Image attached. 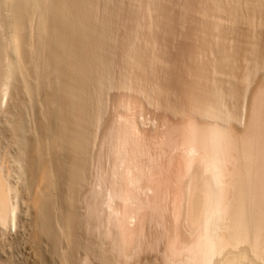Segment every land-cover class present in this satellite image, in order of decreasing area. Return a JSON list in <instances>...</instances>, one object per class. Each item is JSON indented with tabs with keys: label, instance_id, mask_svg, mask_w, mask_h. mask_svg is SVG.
Returning a JSON list of instances; mask_svg holds the SVG:
<instances>
[{
	"label": "bare ground",
	"instance_id": "6f19581e",
	"mask_svg": "<svg viewBox=\"0 0 264 264\" xmlns=\"http://www.w3.org/2000/svg\"><path fill=\"white\" fill-rule=\"evenodd\" d=\"M258 70L257 89L264 82V0H0V230L23 202L40 264L45 247L58 264H260L264 138L246 132L259 125L260 95L242 106ZM127 96L195 120L187 150L201 170L188 174L186 208L194 233L200 230L184 252L133 242V209L114 216L115 198L131 207L142 176L134 174L141 172L128 136L106 137L98 126L106 99L118 118L136 102ZM124 118L128 130L131 118ZM242 118L248 137L238 139L231 131ZM112 139L105 171L98 149ZM102 208L120 217L104 215L112 226L117 221L118 244L103 241L105 220L95 217ZM96 218L103 232H94ZM149 250L152 258L138 257Z\"/></svg>",
	"mask_w": 264,
	"mask_h": 264
},
{
	"label": "rangeland",
	"instance_id": "374dc122",
	"mask_svg": "<svg viewBox=\"0 0 264 264\" xmlns=\"http://www.w3.org/2000/svg\"><path fill=\"white\" fill-rule=\"evenodd\" d=\"M259 71H261V70H258V71H256L257 73L256 72L254 73L255 76L257 74V76H256L257 78L252 74L251 75L253 77L250 75V77L252 79L250 78L251 80L250 79L248 80L250 83H247L248 86L246 85L247 87L245 88V92H244L245 96H244V94L242 96L244 98V99L242 98L243 99L242 100L243 101L242 106L245 105L244 107L248 106V108H249L252 97L260 95L261 101L259 100L260 103L257 102L258 107L261 105L259 107L261 109H258L259 110L258 113L260 115V116H258L259 125L254 123L256 126L252 125V126H250V128L253 126H255V127H253L252 129H248L249 131L248 130L246 131L250 138L253 136L252 139L254 141H255L254 137L257 134L261 135L264 138V122H263L264 121V82L260 80L261 84L262 83L263 84H262V86L259 85V89L255 88V86H254L255 81L257 84V81H259V79H260L259 76H260V74H262V72H260L258 74ZM115 92H116L115 90L110 91L109 96L112 94L110 96V97H112L113 94L115 95ZM110 97H109V100L106 99V101H105L106 102L105 103V105H106L105 112L102 116L103 119L101 118V120H100L101 124L99 123V126H98V127L101 126L100 128H98V130H99L98 134L100 133V135L103 134L105 136L106 133L111 134V133H109L111 131L112 132L111 135H114L116 133L117 134L120 133V136L122 135L121 137H123V138H126L128 136L127 138H129L130 141H132V143H130V146L126 147V149L128 148L130 150V152L132 153V156H131L132 159L131 160H132V163L136 161V163H134L135 165L137 164L135 166V167H137L136 169L138 170V168H140L139 169L140 172L143 173V175H142L141 173L138 174L139 171H137V173L134 171L135 172L134 174H137L138 176H142V177H140V178H142V179H140L142 182L140 180H138V182L136 181L135 187L138 184L137 187L143 185V188L142 187H139V188L134 187V189H133L134 191L133 192L131 191L132 196L133 197L135 196L134 199L132 197V203L133 204L132 205L130 204L131 207L128 206V208H125V206H127L128 204H123V201H121L120 199L117 200L115 198V200H114L115 203L113 205L114 206L113 208L117 209L116 212H118V213H116L115 215L111 214V215L107 216V213L105 214V212H108V211L104 212V210H107V209L102 208L103 214L100 213V211H97L95 214H97L98 212L99 213L97 216L95 215V217H99V215H100V219L105 220L106 216L108 219L110 216V217H113L110 219H117L118 220L122 216V215H120V213L123 214L125 211L131 212V210L133 209L132 211H134V212H132V213L135 214V215L134 214L133 215L136 218L135 221L131 222L132 224L130 223V227L132 228V230L134 229V231H135V232L133 231L134 232V235L132 238L133 242H135V241L137 242V240H139L140 238L141 239L143 238L146 240L145 242H148V244H151L154 247L164 246L165 248H169L171 246L170 249H172V252L176 251V253L177 252L179 253L180 252L179 250H182V252H184L185 246L188 243L191 245V244H194V242H196L195 239L197 237V233H199V230H200V228H198V226H197L196 231H195L196 233H194L195 227H193V225L191 226V223L188 222L189 221V218H188L189 212L187 210L189 207L186 208V206H188V203H189L188 199H189V197H191V192L193 194V191H191L190 185L189 184L187 185L186 182L189 178V175H191L194 172V170L195 171L197 170L198 172H200L199 170H201L200 165H199L200 163L196 162L198 160V158L196 156L197 154L196 153L194 154V152L189 151V148L187 150V145H188L187 141L190 140V139H188V134H190L189 131L195 130V128H196L195 120L193 117H191V115H187L186 113H185L186 115L183 113V115L180 114L178 116V114H173L172 112H169V111L165 112L153 103H150V104H147V103L142 104L141 103L143 106H139L138 103L141 102V101L139 102V99H137V98L133 99L131 96L130 97L127 96V98L128 97L131 98L130 99L131 102L130 101H128V102L132 103V100L133 101L136 100V102H133L132 104H130L129 109L126 111L127 114L125 113L124 116L126 115L127 117L131 118L130 120H133L134 117H136V118H134V120H133L134 124L128 118L129 121H127V122L130 123V127L128 130H126L127 127L126 128L124 127V125L126 123L124 124L123 120H122V119L125 120L126 117L124 118V116H122L123 118L122 117L117 118V115L115 114L116 110H114L115 108L113 107V104H111ZM131 105H133L134 107ZM136 107H138V109ZM242 110H243V114H246V112H248V111H245L244 109H242ZM136 112H137V114H136ZM134 115H136V116H134ZM246 117H247V114H246ZM119 118H122V119L120 120ZM116 120H117V122H116ZM243 121H244V118H242V120L240 121L239 124L237 123V124H234L232 126V130L234 129V131H231L232 135L233 134H234V136L236 135L235 137L238 139L241 136L248 137L246 134H242V132L240 131V129L243 128L242 126H244ZM119 122H121V123H119ZM131 124H132V126H131ZM120 125L121 126L123 125V126L121 127ZM134 125L135 126L138 125L139 127L138 126L135 127ZM257 125H258V127H257ZM125 126H127V124ZM118 127H119V129H118ZM107 128H108V130H107ZM135 129H137V130H135ZM123 130L125 132H129V133L125 134V132H123ZM134 131H135V133H134ZM121 132H123L124 134H122ZM145 133H146V135H145ZM249 133L251 136L249 135ZM139 134H141V135H139ZM185 135H187V136H185ZM239 135H241V136H239ZM106 137H108V135ZM183 137H185V138H183ZM186 139H187V141H186ZM248 140H249V138H248ZM250 140H249V142H251ZM111 141H114V140L112 139V140L108 141L110 143L105 142L102 146L99 147V149L97 148L98 153L100 152L99 153L100 155L98 154L99 155L98 160L100 162L98 161L99 163H97V164L99 166L101 164L100 167H103V169L105 171L110 169L112 166L111 165L112 164V162H111L112 157L111 156L109 157V154H108L109 150L107 149V148L110 149V147L112 146ZM158 143H159V145H158ZM185 143H187V144H185ZM108 146H110V147H108ZM158 146H160V147H158ZM131 147H132V150L130 149ZM94 148H96V147H94ZM133 158H135L134 161H133ZM188 161H190V162H188ZM196 163H198V164H196ZM138 165H140L141 167L140 166L138 167ZM154 174H157V175H154ZM144 176H145V178H144ZM120 180H118V181H120ZM152 180H153V182H152ZM107 181H108V177L106 179V182ZM143 182H144V184H143ZM121 183L124 184L123 181ZM139 183H140V185H139ZM154 185H155V187H152ZM145 186H146V188H145ZM148 187L150 189H147ZM140 188H142L144 191ZM96 189H97L96 191H98L101 194H97L98 193L97 192L96 193L97 195L95 196V198L96 197L99 198L100 195L102 196L103 188L101 189V191H99L100 188H98V187ZM189 193H190V196H188ZM17 206L20 209L18 210V207H17L18 211L15 210L16 216L14 215V217H16V218H14V221H13L15 225L12 226L13 222H11L12 224L10 223L9 228L5 229V231H4V229L0 230V232L2 231L0 234V248L2 247L0 249V264H33V263L37 264L38 260L34 259L37 256L33 252H31L32 249H30L31 246L29 245L28 239H27L28 233H29V231H28L29 229H27V228H29L27 220H29V218H30L31 210L28 207L25 208L26 204H24L23 202L22 203L19 202ZM136 206H137V208H136ZM152 207H153V209H152ZM122 208H123V210H122ZM100 210H101V208H100ZM104 215H106V216H104ZM113 215L117 216V217L120 216V217L114 218ZM95 217L92 216V218H95ZM183 217L184 218L187 217L188 219L187 218L184 219ZM19 218H21V219L19 220ZM98 219L97 218L92 219V221L95 220L92 222V224L94 222L96 223V220L98 221ZM100 219H99L98 224L96 223V225H94L95 229H97V230L94 229L95 230L94 232L97 233L98 230L103 232L105 230L106 232H105V236L103 238V241L105 240L104 242L106 243V245L109 244V242H107V241H110L111 243H113V241L115 240L114 243H117L118 238L113 237V235L118 236V233H117L118 229L115 228V227H117L116 226L117 221L113 220L112 224L114 223L113 225H115V226H112L111 223L109 224L107 222L109 220H105V222H107L108 224H106L105 222H103V220H101L103 222L104 228H105L104 230H101V229H103V227H101V224H99ZM103 224H102V226H103ZM24 225H25V227H24ZM134 225H135V227H134ZM96 226L98 228L101 227V229L96 228ZM106 226H108V228ZM189 226L193 227V230ZM110 228L112 230H110ZM116 229H117V231H116ZM197 230H198V232H197ZM190 233L191 234L194 233V235L193 234L191 235ZM262 241H261L262 242L261 248L263 249L264 248V246H263L264 240H262ZM143 243H144V241H143ZM172 243H173V245H172ZM183 244H185V245H183ZM240 245L246 246L245 244H239L238 247H242ZM46 249L47 248L45 247L44 255H46L48 257L47 258L48 260L47 259L43 260V262H45V263H43L41 261V264H58V262L55 258L52 259L50 257L51 259H49V256H48L49 254L47 255L48 251L46 253ZM175 249H179V250L177 251ZM246 251H248V249ZM261 253H263V255L261 254V259H264V249H263V251H261ZM33 254L36 257L32 256ZM154 254H155L154 251H151V250H149L147 252H144V251L141 252L140 251V253H139L140 256H138V257L139 258L144 257V258L150 259L153 257ZM247 256H248L247 258H249V257L252 258L251 257L252 253L249 252L247 254ZM248 261L249 260L246 259L245 261H243V264H247ZM259 262H260V264H264V261H259ZM38 264H40V263H38Z\"/></svg>",
	"mask_w": 264,
	"mask_h": 264
}]
</instances>
